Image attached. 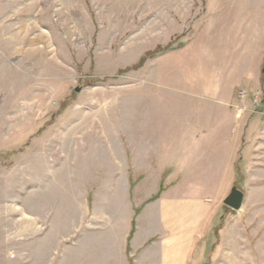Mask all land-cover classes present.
Segmentation results:
<instances>
[{
  "label": "rangeland",
  "instance_id": "rangeland-1",
  "mask_svg": "<svg viewBox=\"0 0 264 264\" xmlns=\"http://www.w3.org/2000/svg\"><path fill=\"white\" fill-rule=\"evenodd\" d=\"M241 20L250 61L264 0H0V264L120 261V235L69 220L87 203L89 225L103 202L125 207L128 178L138 203L160 196L180 118L209 107L182 89L226 75L214 67L230 66ZM254 75L237 93L251 118L264 116V62ZM238 171L248 200L222 204L201 264H264V183Z\"/></svg>",
  "mask_w": 264,
  "mask_h": 264
},
{
  "label": "crops",
  "instance_id": "crops-1",
  "mask_svg": "<svg viewBox=\"0 0 264 264\" xmlns=\"http://www.w3.org/2000/svg\"><path fill=\"white\" fill-rule=\"evenodd\" d=\"M231 24L236 27V36L227 40L234 43L236 59L233 56L227 69L214 67L217 76L220 72L226 75L220 80L217 77L216 84L205 91L182 89L195 97L199 95V103L209 107H203V113V108H198L193 116L183 113L180 118L172 163L175 172L167 176V186L160 196L138 203L128 178L125 207L111 208L107 200L96 209L94 223L89 225L91 212L87 203L86 208L78 210V219L69 220L68 228H98L113 232L114 237L120 235L121 259L115 264H201V240L220 222L222 204L240 178L238 168H244L246 182L251 178L249 169H253L255 181L264 183V127H256V121L264 122V116L249 117L237 102L238 89H247L250 81L257 79L251 74L262 72L264 22L257 25L250 61L248 46L242 41L247 22ZM244 55L245 64L239 59ZM133 126L131 134L137 138L139 132ZM245 200L248 198L243 205ZM40 227L36 216V233Z\"/></svg>",
  "mask_w": 264,
  "mask_h": 264
},
{
  "label": "water",
  "instance_id": "water-1",
  "mask_svg": "<svg viewBox=\"0 0 264 264\" xmlns=\"http://www.w3.org/2000/svg\"><path fill=\"white\" fill-rule=\"evenodd\" d=\"M77 92L81 90V87L78 86L75 88ZM245 199V193L237 185H234L231 189V192L224 200V204L235 209L240 210L243 206Z\"/></svg>",
  "mask_w": 264,
  "mask_h": 264
},
{
  "label": "built area",
  "instance_id": "built-area-1",
  "mask_svg": "<svg viewBox=\"0 0 264 264\" xmlns=\"http://www.w3.org/2000/svg\"><path fill=\"white\" fill-rule=\"evenodd\" d=\"M258 99V97L256 98V100Z\"/></svg>",
  "mask_w": 264,
  "mask_h": 264
}]
</instances>
